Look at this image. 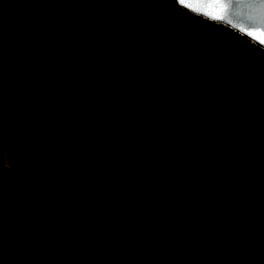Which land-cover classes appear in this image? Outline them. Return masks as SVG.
Segmentation results:
<instances>
[{"label":"rangeland","instance_id":"obj_1","mask_svg":"<svg viewBox=\"0 0 264 264\" xmlns=\"http://www.w3.org/2000/svg\"><path fill=\"white\" fill-rule=\"evenodd\" d=\"M90 5L88 12L97 9L104 15L106 29L115 32L113 38L106 46L78 40L66 47L61 44L64 33L56 18L54 26L42 27L46 31L42 72L56 92L48 99L47 114L42 111L38 119L56 118L60 124L65 121L64 114L57 116L55 111L66 107L78 94L68 84L67 73L78 81L86 80L89 75L100 79L104 96L116 103L122 156L109 162L101 160L105 173L96 182L106 187L109 181L123 174L119 180H122L123 199L129 207L122 216L121 233L132 241L137 238L152 246L154 251L164 250L161 260L178 246L186 228L205 224L203 217L210 214V196L204 191H223L232 183V178L230 181L228 178L235 174V165L245 164L250 188L243 191L242 203L238 202L241 205L229 204L226 200L223 210L209 217L212 228H219L234 238L232 254L240 255L247 247L246 240H240L237 235L239 230H245L246 236L258 233L263 244L258 241L251 256H255L257 264H264V132H257L264 131V52L227 27L194 16L170 0H90ZM117 8L125 9L129 27H125L123 17L111 20L110 13ZM16 14L12 13L9 18L17 17ZM81 61L91 63L93 69L78 70L76 67ZM3 72L9 81L5 88L15 90L24 98L27 82L19 63L12 60V67L5 66ZM145 77L148 79L144 80ZM188 92L206 93L210 98L206 108L197 112L208 128L200 152H188L182 144L176 146L187 157L198 155L200 174L191 179H187L186 173L181 178L178 164H174L176 158L181 159L180 163L186 158L178 154L181 150L171 142L156 144L154 139H144L140 134L151 123L160 126L175 111L190 108L183 101ZM170 93L179 94L181 102H174ZM185 126L180 122L170 130L180 131ZM244 136L249 140L243 151L236 149ZM85 142L82 139L78 144L83 147ZM9 150L6 140H0V197L14 221L31 236L34 227L44 226L47 216L42 188L37 186L34 200L21 194ZM220 166L226 169L224 179L215 176ZM199 191L200 209L193 206ZM254 197L262 198L260 215L250 211ZM91 206L97 216H104L102 211L110 206L106 191ZM160 210L167 221L176 219L173 225L168 224L170 229L156 222L153 214ZM4 224L9 227L11 220L0 216V226ZM177 224L184 225L177 229ZM14 232L13 229L15 236ZM84 236L100 255V239L95 231L90 229ZM16 239L33 258L31 264H48L29 239L17 234ZM129 245L141 250L138 244ZM79 264L88 263L81 260Z\"/></svg>","mask_w":264,"mask_h":264},{"label":"trees","instance_id":"obj_2","mask_svg":"<svg viewBox=\"0 0 264 264\" xmlns=\"http://www.w3.org/2000/svg\"><path fill=\"white\" fill-rule=\"evenodd\" d=\"M90 7V0H0V140H6L12 154L13 175L19 191L26 199L34 200L37 186L41 187L47 214L44 226L34 227L29 236L14 221L10 209L0 197V216L11 220L9 227L5 224L0 226V264L32 263L33 258L17 241L16 234L29 239L40 258L48 264H79L81 260L88 264H257L251 252H254L258 241L263 244V238L257 237L258 233L246 236L245 230H239L237 235L240 240H246L247 247L240 255L232 254L234 238L219 228H212L210 219L213 213L223 210L226 200L229 204L242 203L243 191L250 188L245 164L235 165V174L228 178L229 181L232 178V183L227 184L223 191H204L210 196V217H203L205 224L202 227L186 228L178 246L161 260L164 250L154 251L152 246L137 238L132 241L121 233L122 216L129 207L123 199L122 180H119L123 174L109 181L106 187L96 182L105 173L100 161L109 162L122 156L116 103L104 96L100 79L89 75L86 80L78 81L67 73L68 84L78 94L66 107L55 111L57 116L64 114L65 121L60 124L56 118L38 119L37 115L42 111L47 114L48 99L56 92L42 72L46 32L42 27L54 26L56 18V24L64 33L62 45L68 47L83 40L88 44L106 46L115 32L106 29L107 21L100 11L88 12ZM16 12L17 17L9 18ZM78 15H81L79 19H73ZM110 16L112 21L123 17L125 27H129L125 9L112 10ZM12 60L19 63L21 75L27 82L24 98L15 90L5 88L9 81L5 80L3 71L5 66L12 67ZM76 68L91 70L93 66L81 61ZM170 96L174 102H181L179 94L170 93ZM185 99L183 101H187L190 108L175 111L160 126L151 123L150 130L144 129L140 134L144 139H154L156 144L171 142L181 150L178 154L186 158L181 163V159L176 158L174 164H178L181 178L186 173L187 179H191L200 174L198 155L187 157L182 148L176 146L182 144L188 152H200V144L208 135V128L197 112L206 108L210 98L206 93L188 92ZM180 122L186 124L185 128L172 132L170 128H175ZM82 139L86 142L80 147L78 143ZM248 140L249 137L244 136L242 143L235 148L243 151ZM236 187L241 190H235ZM104 191L110 206L102 211L104 216H97L90 207ZM261 199H252L251 213L260 215ZM193 206L200 209V191ZM161 213L160 210L153 214L156 222L169 228L168 224L173 225L176 219L167 221L166 215ZM183 225L177 224L176 227ZM13 229L15 236L12 235ZM90 229L100 239V255L84 236ZM129 244L135 247L138 244L141 250Z\"/></svg>","mask_w":264,"mask_h":264},{"label":"water","instance_id":"obj_3","mask_svg":"<svg viewBox=\"0 0 264 264\" xmlns=\"http://www.w3.org/2000/svg\"><path fill=\"white\" fill-rule=\"evenodd\" d=\"M178 8L237 33L264 52V0H170ZM224 179L226 169L215 170Z\"/></svg>","mask_w":264,"mask_h":264}]
</instances>
